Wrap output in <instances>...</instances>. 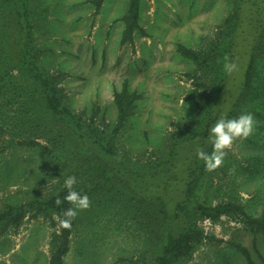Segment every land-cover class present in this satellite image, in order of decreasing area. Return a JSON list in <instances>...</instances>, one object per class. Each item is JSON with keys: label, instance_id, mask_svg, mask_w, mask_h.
Listing matches in <instances>:
<instances>
[{"label": "rangeland", "instance_id": "1", "mask_svg": "<svg viewBox=\"0 0 264 264\" xmlns=\"http://www.w3.org/2000/svg\"><path fill=\"white\" fill-rule=\"evenodd\" d=\"M129 6L130 0H104L96 14L93 0H25L23 53L21 7L0 0V76L7 86L0 96V213L52 197L75 175L90 187L89 206L77 209L65 264H152L169 229L182 221L204 233L182 264H248L239 247L250 264H264V232L246 224V216L264 210V19L253 30L247 0H141L140 28L132 43L121 44ZM180 45L202 62L182 55ZM239 53L240 63L238 57L227 72L225 64ZM30 65L56 77L63 105L130 176L95 157L67 122L32 101ZM125 82L140 97L117 130L114 92ZM31 102L38 115L28 118ZM216 106L229 117L251 112L256 126L234 142L221 167L208 171L200 158L192 165L198 148L211 152L206 138L176 143L208 131ZM39 119L44 130L36 128ZM94 182L102 184L92 188ZM220 204L235 208L197 213V205ZM27 211L0 235V264H48L62 218Z\"/></svg>", "mask_w": 264, "mask_h": 264}, {"label": "trees", "instance_id": "2", "mask_svg": "<svg viewBox=\"0 0 264 264\" xmlns=\"http://www.w3.org/2000/svg\"><path fill=\"white\" fill-rule=\"evenodd\" d=\"M5 1L14 2L21 7L20 16L23 27L22 51L23 53H25L28 43V34L25 27L26 24L24 23L25 0H5ZM247 1L248 3H250L249 12L251 11L252 13V10H254L253 11L254 13L251 14L252 19L255 21V24L253 23L254 25L252 26V28L253 30H256L257 28H259L260 20L264 19V0H258V1L247 0ZM140 2L141 0H130L128 13L123 18L125 22V28L122 33L121 44L132 43L134 41L135 30L140 28L139 25ZM93 3L96 7L95 13L97 14L104 3V0H93ZM253 38L254 39L250 42V45H248V47L250 48L248 52H250L252 48L251 43L255 40L256 36ZM222 43L223 44L221 45L219 50L221 52V48H223V52L221 53L224 55V53L227 54V48L225 47V44L228 42L225 39ZM233 46L241 48L240 45H238V42L235 45L233 44ZM178 51L182 55L188 58L195 59L197 60V62H202V59L200 58L199 54L192 49L180 45ZM233 55L234 56H232L230 59V63L235 66V63L240 53L238 55L235 54ZM238 59L240 63V57ZM25 60L27 64L29 60L27 58ZM248 67L249 64L246 67V72L248 70ZM30 69L32 70L34 75L33 76L34 85H32V87L30 88L31 92H28L31 94L30 96H32L31 98L32 101L35 104L42 106L47 111H50L54 115L60 117L63 121L67 122L68 125L72 128V130L81 138V141L86 146V148L90 149L94 153L95 157L97 156V158H101L105 161L109 160L110 162H112V166H115V168L119 172L124 171L125 173H128V175L130 176L132 173L129 172L127 168L123 167L119 163L113 162L116 159L112 160L111 158L112 157L115 158V154L110 149H108L107 146L97 141V139L93 138L88 132H86L80 125L77 119V115L63 105L65 93L63 89L59 86L56 77L47 75L40 68H38V66L30 65ZM245 86L246 85L243 84L242 92L244 91ZM6 88H7L6 85L3 86V77L0 76V96L4 95V92L7 91ZM11 89L16 90L14 86ZM139 97L140 95L136 91L130 90L127 82L123 84L121 90H117V89L115 90L114 102L118 110L117 127H116L117 130L122 129L129 121V119L134 115L136 110V102L139 99ZM219 102H222L220 98L217 100V103ZM29 106L31 108V111H27V113H29L28 118L30 116L32 117L37 116L38 112L36 110H32L34 108V104L32 103V107L31 104H29ZM216 107H217V111L215 112L216 115L214 120L219 117L223 109V106L221 108L219 106ZM42 122L43 121L39 119L37 121L36 128H43L44 130L46 126H43ZM43 133L45 134L49 132L43 131ZM207 136H208V131H206L205 133H194L192 136H189L187 138H182L176 143V145L178 146L181 142L184 143L185 141H199V140L204 141V138H207ZM32 144H34V141L32 142ZM78 158L79 157H77V159ZM197 159L198 156L195 154V156L192 157V165L194 164V162L196 163ZM79 180L80 181H78L77 184L74 185V190L82 195L83 194L87 195L90 191L89 190L90 187H88V185L86 184L83 178ZM190 182L191 179L188 181L187 186L185 188L187 197L190 196L189 193L191 192L192 185ZM100 184L102 183L94 182L93 185L91 186L92 188H95ZM67 194H68V190L65 188L59 193L53 195L52 197L46 200H35L27 205H17V206L10 205L5 212L0 213V222L3 223V227L0 230V235L4 233L7 230V228L11 225L19 226L24 220V218L27 216L28 208L36 209L38 212H43L45 214H49L51 212H57L61 216L62 221L67 219L64 216V212L67 211L69 208L74 207V205L71 202L65 199ZM57 200H59L60 203H57ZM178 205L179 207H182L184 205V201L179 202ZM233 208L235 207L225 204H220L215 207L197 205V213L202 216H206V215L212 216L227 212ZM178 216L179 215H177V217ZM179 222L180 221L178 217L175 223H179ZM246 224L248 229H250L252 232L255 233L264 232V210L262 214L258 217L246 216ZM74 226H75V217L71 218V223L68 227H65L64 224L62 223L61 232L60 234L56 235L57 238H56L55 250L48 264H65V256L70 250L71 236L73 233ZM179 226L180 227H178L177 230L174 229V226H172V228L169 229V234L163 246L162 253L156 258H154L152 264H182V262H185V260L189 259L193 255L196 248L203 242L204 233L201 231L199 227L195 225V223L188 225L187 223L182 221L179 224ZM53 245H55V242ZM239 248L247 257L248 264H250L251 259L249 257L248 250L244 247H239Z\"/></svg>", "mask_w": 264, "mask_h": 264}, {"label": "clouds", "instance_id": "3", "mask_svg": "<svg viewBox=\"0 0 264 264\" xmlns=\"http://www.w3.org/2000/svg\"><path fill=\"white\" fill-rule=\"evenodd\" d=\"M234 65L225 64V70L232 72ZM256 126L254 115L251 112H241L236 117H229L227 111L222 112L208 129V136L205 143L210 145L211 152L198 148L196 155L204 161L208 171H213L221 167L235 141L246 139L252 135ZM77 177L70 175L64 180V187L68 190L65 199L71 202L74 207L64 212L67 218L62 221L65 227L71 223V218L77 215V209H86L89 206V197L74 190L77 184ZM57 203H60L57 200Z\"/></svg>", "mask_w": 264, "mask_h": 264}]
</instances>
